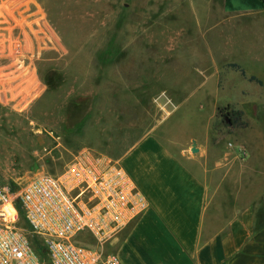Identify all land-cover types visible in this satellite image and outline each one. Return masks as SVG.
I'll use <instances>...</instances> for the list:
<instances>
[{"label": "rangeland", "instance_id": "obj_1", "mask_svg": "<svg viewBox=\"0 0 264 264\" xmlns=\"http://www.w3.org/2000/svg\"><path fill=\"white\" fill-rule=\"evenodd\" d=\"M219 2L0 0V22L13 24L10 34L0 36L4 59H15L9 44L18 40L28 18L43 20L52 45L34 59L49 65L44 94L24 111L0 102V188L18 193L38 175L60 174L79 155L118 160L153 134L189 155H194L190 147L195 141L212 163H219L216 179L223 180L209 205V226L223 223L233 208L256 198L262 185L255 181L264 172L259 145L264 144V117L253 127L260 130L254 138L247 130L252 125L243 118L236 122L245 127L228 126L225 113L238 112L232 100L239 98L235 84L227 80L231 70H210L202 86L196 85L201 75L190 72L200 68L196 59L206 42L213 51L225 43L212 45L215 31L205 37L201 33L202 12L215 22ZM239 138L252 143L255 172L248 169L247 155L237 153ZM75 242L95 244L84 234Z\"/></svg>", "mask_w": 264, "mask_h": 264}, {"label": "crops", "instance_id": "obj_2", "mask_svg": "<svg viewBox=\"0 0 264 264\" xmlns=\"http://www.w3.org/2000/svg\"><path fill=\"white\" fill-rule=\"evenodd\" d=\"M202 13V36L215 31L212 45L222 40L225 43L213 51L206 42L200 59H196L200 68L190 72L201 75V83L196 85L202 86L209 80L210 70L220 72L236 64L244 71L246 76L228 67L227 80L235 84L234 92L239 96L232 100L234 109L252 125L247 130L254 138L260 130L253 127L264 117V5L259 0H220L215 22L208 19L209 12ZM12 28L13 24L0 22V36L10 34ZM2 56L0 53V79L4 81L0 82V102L24 111L44 94L49 65L44 59ZM249 77L261 84L250 82ZM239 141L247 151L248 169L255 172L252 143L245 138ZM259 145L264 148L263 143ZM197 148V155H189L183 147L174 151L148 134L118 158L149 205L107 247L122 264H264V226L257 228L256 219L261 205L264 215V172L255 181L262 185L260 194L233 208L223 223L211 227L207 217L216 185L221 183V177L216 179L219 163H212L205 149Z\"/></svg>", "mask_w": 264, "mask_h": 264}, {"label": "built area", "instance_id": "obj_3", "mask_svg": "<svg viewBox=\"0 0 264 264\" xmlns=\"http://www.w3.org/2000/svg\"><path fill=\"white\" fill-rule=\"evenodd\" d=\"M28 19L18 40L9 44L15 59H38L52 48L43 20ZM235 148L241 157L247 155L243 147ZM148 207L119 161L79 155L60 174L38 175L18 193L0 188V264H122L105 249ZM83 234L94 246L75 242ZM32 236L40 240L46 260Z\"/></svg>", "mask_w": 264, "mask_h": 264}, {"label": "trees", "instance_id": "obj_4", "mask_svg": "<svg viewBox=\"0 0 264 264\" xmlns=\"http://www.w3.org/2000/svg\"><path fill=\"white\" fill-rule=\"evenodd\" d=\"M263 5H264V0H259ZM228 67L234 69V70H237L241 73V75L243 76H246L244 71L236 64H229ZM248 80L250 82H256L257 84H261L260 81H258L255 77H249ZM241 113L240 112H227L225 113V116H224V121H225V118H227L229 120V124H226L232 128H235V127H245V124H242V123H238L236 122V120L238 121L239 117H240ZM82 124L78 125V126H81ZM18 212H19V215L20 217L23 216V213L20 209H18ZM256 219H257V228L259 227H262L264 226V215L263 214H260L256 216ZM25 229L27 228V225L26 224H23L22 225ZM34 248L37 250V253L44 259L46 260V255H45V251L43 249V247L41 246V243H40V240L35 237V236H32L30 238Z\"/></svg>", "mask_w": 264, "mask_h": 264}, {"label": "water", "instance_id": "obj_5", "mask_svg": "<svg viewBox=\"0 0 264 264\" xmlns=\"http://www.w3.org/2000/svg\"><path fill=\"white\" fill-rule=\"evenodd\" d=\"M225 122L227 123V124H229V120L227 119V118H225ZM198 148H197V145H196V142L195 141H193L192 142V145H191V147H190V152L192 153V154H196V153H198Z\"/></svg>", "mask_w": 264, "mask_h": 264}]
</instances>
